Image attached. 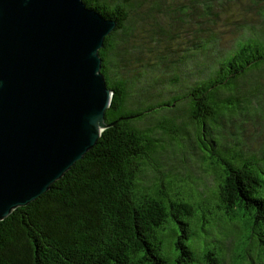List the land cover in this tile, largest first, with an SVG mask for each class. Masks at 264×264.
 <instances>
[{"label":"trees","instance_id":"obj_1","mask_svg":"<svg viewBox=\"0 0 264 264\" xmlns=\"http://www.w3.org/2000/svg\"><path fill=\"white\" fill-rule=\"evenodd\" d=\"M84 1L118 23L99 50L107 85L114 90L106 120L115 124L104 129L97 144L47 191L0 220V264H170L157 234L170 218L181 229L175 243L179 251L176 264H192L195 255L186 242L190 230L183 216L194 213L193 205L177 195L165 200L149 191L158 179H169L175 185H198L191 177L183 180L171 172H155L167 161L176 162L189 148L196 149L198 156H190L191 162L183 163L185 169L190 165L192 170H225L221 182L225 211L231 218L241 210L250 213L264 245V198L255 194L263 180L246 163L221 160L213 149L218 143L211 138L210 125V118L217 116L212 97L217 86L234 83L222 97L234 96L243 102L242 76L249 70L264 69V38L240 26L237 15L230 12V1L183 0L177 4L178 18L166 20L169 0ZM203 3L209 4L210 11L226 8L233 41L222 55H212L213 72L203 78L205 84L181 95L179 82L158 84L156 75L171 72L172 66L190 70L187 53L205 40L213 52L218 40L194 35L161 48L163 39L155 46L158 36L152 31L146 43L138 42V38L164 20L168 27L175 21L195 20ZM262 7L253 10L261 11ZM134 17L140 18L137 26ZM137 43L138 51H149L147 61L142 54L130 52L129 47ZM197 79L200 75L190 81ZM170 97L182 103L177 113L167 105ZM243 117L236 112L228 118L220 117L224 127L219 134L224 146L230 143L231 133H237ZM150 172L154 175L149 178ZM204 264L222 261L208 249Z\"/></svg>","mask_w":264,"mask_h":264},{"label":"water","instance_id":"obj_2","mask_svg":"<svg viewBox=\"0 0 264 264\" xmlns=\"http://www.w3.org/2000/svg\"><path fill=\"white\" fill-rule=\"evenodd\" d=\"M117 25L84 0H0V220L115 124L99 50Z\"/></svg>","mask_w":264,"mask_h":264},{"label":"rangeland","instance_id":"obj_3","mask_svg":"<svg viewBox=\"0 0 264 264\" xmlns=\"http://www.w3.org/2000/svg\"><path fill=\"white\" fill-rule=\"evenodd\" d=\"M183 0H169L165 5L168 18L176 19L180 14L177 4ZM230 1V12H234L240 26L255 36L264 38V1L263 0H222ZM256 6H263L261 11L253 10ZM263 11V16H262ZM160 25H155L138 38V42H147L150 33L156 38L155 46L159 44V39H163V47L176 45L181 38H192L194 35H203L210 40H218V48L212 52L211 44L205 40L200 46L188 52L186 57L192 63L190 70L186 67H170L171 72H161L156 75L158 84H165L175 80L179 82L181 95L188 94L194 87H201L205 84L204 77L212 76L214 65L212 55L218 57L232 44L230 17L226 8H214L209 10V4L203 3L201 14L195 19H188L183 22H173L169 27L166 21ZM140 18L134 17L133 24L137 26ZM152 29V30H151ZM139 44L130 46L129 50L133 55L142 54L141 58L147 61L149 51L141 49ZM168 61V58H164ZM134 66V62H133ZM174 67V70H173ZM186 73L183 75L182 73ZM194 75H200V79L191 82ZM196 78V77H195ZM243 91L245 99L241 102L236 97L223 98L224 92H229L234 87V83L220 84L217 90L213 91V101L217 116L210 118L212 128L211 138L218 145L213 148L218 151V156L225 163L236 164L246 163L262 178V185L256 191L257 196L264 198V69L260 71L249 70L242 76ZM210 84V80H209ZM195 89V88H194ZM150 92V91H149ZM147 92L146 97H148ZM156 99V98H153ZM170 97L166 100L167 105H171L172 110L177 113L180 103L176 98ZM157 100V99H156ZM169 108V106H167ZM243 114L244 117L238 125L236 134L229 138L228 146L222 144V136L219 134L220 128L224 124L220 121L221 116L229 117L230 113ZM229 122V121H228ZM235 138V141H234ZM190 156H198L194 148H189L187 152L179 154L176 162L167 161L160 166L157 173L171 172L175 176L194 178L195 183L185 185H175L169 179H158L149 191L159 198L169 200L168 197L177 195L181 200L190 202L194 207L192 215H185L183 219L188 222L190 236L186 242L193 250L195 261L192 264H204V255L208 249H213L222 261V264H264V245L260 241V236L255 227L250 213L241 210V214L231 218L223 206L221 197V182L225 177V170L212 172L205 170H192L190 165L185 169L184 162H191ZM242 156V158H240ZM216 171V170H215ZM154 175L150 172L149 178ZM207 185V186H205ZM144 191V187L140 189ZM181 229L178 223L170 218L157 230L158 238L161 242L162 253L166 256L170 264H176L179 251L175 243Z\"/></svg>","mask_w":264,"mask_h":264}]
</instances>
